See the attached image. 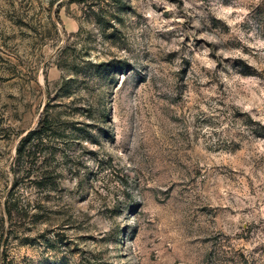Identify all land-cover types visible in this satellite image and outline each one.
<instances>
[{
	"label": "rangeland",
	"instance_id": "obj_1",
	"mask_svg": "<svg viewBox=\"0 0 264 264\" xmlns=\"http://www.w3.org/2000/svg\"><path fill=\"white\" fill-rule=\"evenodd\" d=\"M0 264H264V0H0Z\"/></svg>",
	"mask_w": 264,
	"mask_h": 264
},
{
	"label": "trees",
	"instance_id": "obj_2",
	"mask_svg": "<svg viewBox=\"0 0 264 264\" xmlns=\"http://www.w3.org/2000/svg\"><path fill=\"white\" fill-rule=\"evenodd\" d=\"M53 130H54V127L51 123V120H49L47 116H42V118L39 120V123H38L36 129L30 133L28 138L23 139V142L21 144L22 146L18 150V153L20 155L24 156V158H28V153L24 150L25 149L24 146L27 143V141L32 140V142H35L34 146H38L39 144L43 145L44 144L43 141L45 140L46 137L50 138L51 136H53L52 135ZM9 202H10V200L8 199V203ZM9 205L11 206V204H7L8 208H9Z\"/></svg>",
	"mask_w": 264,
	"mask_h": 264
}]
</instances>
